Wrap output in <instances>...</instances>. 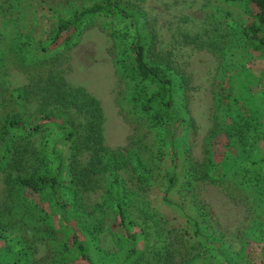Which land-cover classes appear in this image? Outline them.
<instances>
[{
  "label": "rangeland",
  "instance_id": "obj_1",
  "mask_svg": "<svg viewBox=\"0 0 264 264\" xmlns=\"http://www.w3.org/2000/svg\"><path fill=\"white\" fill-rule=\"evenodd\" d=\"M81 1L88 0H0V235L25 251L27 259L20 264H63L66 258L60 252L65 233L43 218L34 205L35 194L13 181L54 168L51 126L43 123L37 131L25 132L40 116L61 120L77 134L84 130L86 113L55 101L57 89L78 104L92 97L100 107V153L107 164L123 162L117 173L125 193V223L135 233L136 264H221L211 248L200 246L202 241L231 264H258L264 194L239 176L219 175L226 155L236 154L237 148L225 146L227 119L218 95L232 89L231 76L243 81L246 75L251 87L264 71V53L246 54L239 41L244 21L239 8L220 0H122L152 31L154 52H167L175 76L184 79L179 109L189 125L177 142L178 185L163 195L159 174L171 169L167 146L160 140L166 129L155 126L131 99L135 83L115 62L126 52L132 26L95 16L72 42L48 51L39 46L51 11L62 16ZM13 118L24 133L8 126ZM75 143L64 145L68 155L79 149ZM88 154L79 149L75 164H84ZM198 165H207V176L192 177L188 188L179 185L184 172ZM212 176L214 181L208 178ZM108 187V171L103 170L86 173L72 195L64 190L70 218L64 227L74 228L94 264H112L121 253V229L107 202ZM186 217L196 218L206 237L192 235ZM259 235L260 242L254 243L251 237ZM6 238L0 241L2 254Z\"/></svg>",
  "mask_w": 264,
  "mask_h": 264
},
{
  "label": "trees",
  "instance_id": "obj_2",
  "mask_svg": "<svg viewBox=\"0 0 264 264\" xmlns=\"http://www.w3.org/2000/svg\"><path fill=\"white\" fill-rule=\"evenodd\" d=\"M222 3L234 4L244 19L238 29V37L241 46L247 50L246 54L264 53V0H220ZM53 16L48 28L44 32L43 39L39 46L43 51H48L53 47L66 45L75 39L81 30L84 22L92 17L101 16L112 20L126 22L131 25L128 34V45L126 52L120 58H116V64L127 73L135 83V90L131 99L137 103L140 110L146 112L154 125L159 129L165 128V133L161 137V142L167 146L168 157L170 158L171 169H164L160 172V178L164 184L163 192L167 194L178 185V175L174 169L181 162L177 142L182 139L185 129L189 125L188 120L179 109V98L184 92V79L175 76L176 72L170 63L167 52L159 54L155 50V40L152 31L145 25L142 17L134 10L126 7L122 0H88L81 1L65 10L62 16ZM125 35H127L125 33ZM243 65L241 69L246 70ZM231 76V90H227L223 95H218V102L223 109L224 125L222 128L223 136L226 139V148L235 146L236 154L228 153L220 168V177L239 176L240 181L247 186L254 184V191L264 194V71H260L254 82L249 87V83L244 75V80H236ZM234 88V89H233ZM257 90L256 92H254ZM54 100L67 108L86 113V125L84 130L77 134L73 128H68L65 122L43 114L38 118V122L25 131L22 124L16 119H8L7 124L14 131L28 134L35 132L43 123H48L55 134L54 142L50 147V152L55 165L52 171L32 173L27 176H20L14 179L22 189H26L36 196L34 205L43 218L50 225L60 229L66 235V240L61 245L60 252L66 258L63 264H94L84 241L73 229H67L69 218L68 197L64 190H68L72 195L74 185L86 175V173H99L103 170L108 171L109 187L107 189V202L112 207L113 213L117 218L118 226L121 229L119 235L121 242V253L112 264H136L135 233L128 231L125 223L123 203L125 193L122 188V181L117 173L123 162L115 160L107 164L100 153L101 144V110L95 99L87 97L86 101L78 104L71 96H66L64 92L56 91L53 93ZM263 99V100H262ZM223 117V116H222ZM171 129V131H170ZM181 136H183L181 138ZM75 143L79 149L87 151L89 154L82 165H76V156L79 149L74 150L68 155L66 147L68 143ZM63 144V146H62ZM262 144V148L258 145ZM62 146V148H61ZM74 147V146H73ZM78 150V151H77ZM257 150L253 154L251 151ZM260 150V151H259ZM77 152V153H75ZM225 157V156H224ZM228 159V160H227ZM231 160V161H230ZM79 166L81 168H79ZM191 166V170L185 171L179 185L186 188L190 185V179H204L207 176L206 166ZM202 167V168H201ZM81 169H83L81 171ZM251 173H248V171ZM259 170V171H258ZM258 171V172H257ZM214 181V176L208 177ZM219 181V179H218ZM178 189V187L176 188ZM168 201L165 196L162 198ZM47 205L45 212L44 206ZM199 215V213H198ZM192 235L206 237L199 221L193 217H186ZM260 235L251 237L254 243L260 242ZM6 238V237H5ZM4 235H0V241L5 240ZM7 239V238H6ZM7 247L5 253H0V264H20L26 257L25 251L17 247H12L6 240ZM200 246L205 250L211 248L214 260H220L221 264H231L230 260L222 254L214 253L211 244L206 241L200 242ZM25 259L23 261H25ZM258 264L264 263V243L259 248ZM213 264H216L213 263Z\"/></svg>",
  "mask_w": 264,
  "mask_h": 264
}]
</instances>
